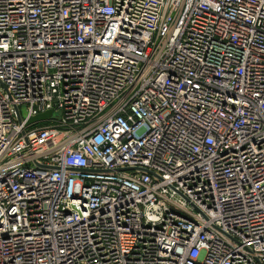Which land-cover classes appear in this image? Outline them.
Wrapping results in <instances>:
<instances>
[{"label":"built area","instance_id":"obj_1","mask_svg":"<svg viewBox=\"0 0 264 264\" xmlns=\"http://www.w3.org/2000/svg\"><path fill=\"white\" fill-rule=\"evenodd\" d=\"M0 264H264V0H0Z\"/></svg>","mask_w":264,"mask_h":264},{"label":"water","instance_id":"obj_2","mask_svg":"<svg viewBox=\"0 0 264 264\" xmlns=\"http://www.w3.org/2000/svg\"><path fill=\"white\" fill-rule=\"evenodd\" d=\"M55 116L57 117V114H55ZM51 117H54L52 112L51 111H46V112H44L42 114L37 115L36 117L31 118L29 122L43 121V120H47V119H49Z\"/></svg>","mask_w":264,"mask_h":264}]
</instances>
